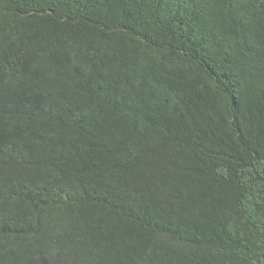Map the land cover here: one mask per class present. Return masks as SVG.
<instances>
[{
	"label": "trees",
	"instance_id": "16d2710c",
	"mask_svg": "<svg viewBox=\"0 0 264 264\" xmlns=\"http://www.w3.org/2000/svg\"><path fill=\"white\" fill-rule=\"evenodd\" d=\"M0 264H264V0H0Z\"/></svg>",
	"mask_w": 264,
	"mask_h": 264
}]
</instances>
